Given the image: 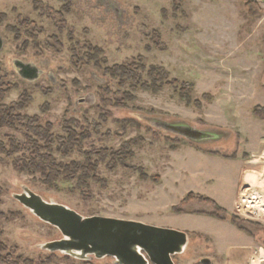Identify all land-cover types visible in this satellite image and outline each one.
<instances>
[{"label": "rangeland", "instance_id": "374dc122", "mask_svg": "<svg viewBox=\"0 0 264 264\" xmlns=\"http://www.w3.org/2000/svg\"><path fill=\"white\" fill-rule=\"evenodd\" d=\"M246 1L255 16L242 0H0V107L25 106L20 123L0 128V264H115L43 250L62 236L15 200L24 188L83 218L182 232L217 227L205 217L214 208L188 194L231 203L235 193L236 215L217 214L237 218L264 251V161L253 163L264 152V120L252 114L264 107V0ZM15 61L38 78H20ZM114 66L130 68L137 91L109 72ZM152 68L167 80L150 78ZM32 118L50 127L51 152L28 131ZM163 123L216 137L195 143ZM71 135L78 144L65 155ZM45 156L70 173L46 183L47 173L22 171ZM190 239L174 262L219 263L220 245Z\"/></svg>", "mask_w": 264, "mask_h": 264}, {"label": "water", "instance_id": "95a60500", "mask_svg": "<svg viewBox=\"0 0 264 264\" xmlns=\"http://www.w3.org/2000/svg\"><path fill=\"white\" fill-rule=\"evenodd\" d=\"M14 67L23 80L34 81L39 76L38 69L30 64L15 61ZM161 127L195 143L216 137L215 133L201 132L183 125L163 123ZM14 198L39 220L60 232V240L42 246L50 253L60 252L80 260L111 257L115 264H179L172 258L181 255L187 244L185 232L134 221L97 216L83 218L65 206L44 201L27 188ZM201 263L211 264L207 259Z\"/></svg>", "mask_w": 264, "mask_h": 264}, {"label": "trees", "instance_id": "16d2710c", "mask_svg": "<svg viewBox=\"0 0 264 264\" xmlns=\"http://www.w3.org/2000/svg\"><path fill=\"white\" fill-rule=\"evenodd\" d=\"M63 1V3L65 5H68L71 0H61ZM242 2L245 5V8L248 10V14L253 17L255 16V14L257 13L256 10V6L254 5V3L252 1H246V0H242ZM254 8V10H252ZM130 69V68H129ZM127 68V66H114L112 69H110V73L112 75L115 74H119V78L121 79L122 84L124 82H132V86H131V90L132 91H137V88L140 86L141 82H136V76ZM115 73V74H114ZM116 76V75H115ZM149 76L150 78H158V81H166L167 80V73L160 68H152L149 71ZM156 81V82H158ZM154 82V83H156ZM152 84V88H150V90L152 91H159V89L161 88L160 86H158V84ZM172 83V82H170ZM173 83H177L176 81H173ZM121 84V85H122ZM142 88H145L146 86L142 84L141 86ZM184 88H189L191 89V85L190 84H183L182 89ZM147 90H149V88H147ZM2 93H0V98H2ZM127 97H129L126 94ZM24 104L22 102L19 103H14L12 104L10 107H0V128H14V126L17 123L21 122V116L19 115V113L24 109ZM18 113V114H17ZM252 114L254 115V117L259 118L264 120V107L261 106H256L253 108ZM27 129L28 131L37 139L44 141L45 142V149L48 152L52 151V145H53V141L52 138L49 136V131H50V127L48 126L47 128H42L39 127L36 124V119L32 118L27 120ZM78 144V142L75 140L74 136L71 135L68 138H66L65 140L62 141L61 143V150L65 151H71L74 149V147ZM60 149V148H59ZM59 150V151H61ZM3 151V150H2ZM67 152H65V155H67ZM130 156V155H129ZM45 165H40L37 164L36 161H31L28 164H23L22 166V171L24 172H29V171H35V172H44L47 173L46 174V183H50L52 180H54L59 174L60 171L62 169L63 173H70V167L69 166H61V165H57L50 156H45ZM74 173V172H73ZM68 180L70 178H67ZM185 200H198L200 202H204V203H208L210 204L213 208H214V213H211L210 216L214 217L216 219H222L217 212H222L223 210L221 208H219L215 202H213L212 200L202 197L200 195H193V194H188ZM236 221L237 218L232 217L230 219V222L233 225H236ZM2 251V250H1ZM11 259V258H10ZM86 264H89L88 262H85Z\"/></svg>", "mask_w": 264, "mask_h": 264}, {"label": "crops", "instance_id": "0c3cea01", "mask_svg": "<svg viewBox=\"0 0 264 264\" xmlns=\"http://www.w3.org/2000/svg\"><path fill=\"white\" fill-rule=\"evenodd\" d=\"M224 159H229V160H235L233 158H226L223 157ZM264 161V156L260 157V160L253 162L254 164H258V163H262L259 161ZM231 162V161H229ZM247 162V161H245ZM244 165H251L249 164H244ZM257 166V165H254ZM234 195V200L231 203H220L217 199L216 200H212L213 202H215V204L221 208L225 214V216H230V215H234L236 213V205H235V201L238 200L237 196L235 193H233ZM262 215H264V213H261ZM236 215V214H235ZM206 220L215 223V225L218 227H206V229H202L199 228L198 229H185L183 230V232L187 233L189 235V239L187 241V244L184 248L183 251V255L184 253L187 251L189 244L190 243H195V241L191 242L190 236L192 238H196V237H210L211 240H213L215 247H217V245H220V248H218V252L220 253V259H219V263L218 264H248L250 261H252V259L254 258L255 252H257V250L259 251V247H257L258 245H256L255 242V238H253L252 235H248L247 233L242 232L240 229H238L237 226L233 225L231 222H229L228 220H224L222 219H216L214 217H209V216H205ZM194 240V239H193ZM225 241V245H221L220 242ZM193 245V244H192ZM191 245V246H192ZM190 246V247H191ZM217 256H215L216 258ZM210 263L214 264L212 259H210ZM179 263V262H177ZM180 264V263H179ZM187 264H191V262H188ZM253 264V263H252ZM259 264H264V261H262Z\"/></svg>", "mask_w": 264, "mask_h": 264}, {"label": "bare ground", "instance_id": "6f19581e", "mask_svg": "<svg viewBox=\"0 0 264 264\" xmlns=\"http://www.w3.org/2000/svg\"><path fill=\"white\" fill-rule=\"evenodd\" d=\"M260 156H264V152H263ZM262 253H263V252H261V256H262ZM263 254H264V253H263ZM257 261H258L257 263L259 264V263H261L262 261H264V259H261V257H260V259L257 260Z\"/></svg>", "mask_w": 264, "mask_h": 264}, {"label": "built area", "instance_id": "2783aa9c", "mask_svg": "<svg viewBox=\"0 0 264 264\" xmlns=\"http://www.w3.org/2000/svg\"><path fill=\"white\" fill-rule=\"evenodd\" d=\"M258 252H259V254H261V252H264V251H262V249H260ZM253 259H254V258H253ZM253 259H252V260H253ZM252 263H254V260L252 261Z\"/></svg>", "mask_w": 264, "mask_h": 264}, {"label": "flooded vegetation", "instance_id": "af4514ba", "mask_svg": "<svg viewBox=\"0 0 264 264\" xmlns=\"http://www.w3.org/2000/svg\"><path fill=\"white\" fill-rule=\"evenodd\" d=\"M175 263H177V261Z\"/></svg>", "mask_w": 264, "mask_h": 264}]
</instances>
